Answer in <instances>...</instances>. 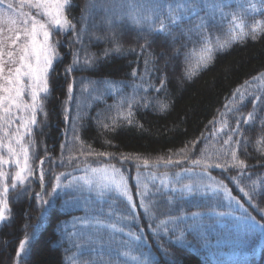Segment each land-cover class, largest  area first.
<instances>
[{
    "label": "trees",
    "instance_id": "16d2710c",
    "mask_svg": "<svg viewBox=\"0 0 264 264\" xmlns=\"http://www.w3.org/2000/svg\"><path fill=\"white\" fill-rule=\"evenodd\" d=\"M72 5L66 13L76 31L86 28L83 44L69 45L72 31L67 34L53 31L54 39L60 41L57 52L62 59L54 62L49 77L50 93L43 99V111L37 113V124L31 126L30 133L20 127L19 117L27 113L15 108L11 125L0 120V158L8 161L0 165V171L7 173L4 183L9 185V212L5 213L8 222L0 223V264H82L85 260L93 264L107 260L112 264H137L119 255L125 252L141 259L145 258L142 253H150L151 264H264V230L237 219L247 216L264 225V32L258 33L255 40L251 36L230 40V35L240 31V25H244L245 32L258 25L264 27V0H191L184 9L178 7V0H72ZM169 5L173 16L182 17L171 27L172 35L150 32V26L158 28L161 20L167 22ZM193 7L197 9L195 16L191 15ZM81 16L85 19L81 20ZM133 16L138 20L133 21ZM234 16L235 25L231 23ZM201 18L207 23L204 29L207 45L197 33L189 31ZM112 33L117 35L122 51L102 57L103 50L112 47L108 40ZM146 40L151 43L142 54L140 46ZM226 40L228 46L218 50L217 43ZM205 46L214 51L210 60L202 61L201 57L207 55ZM129 48L136 51L129 52ZM74 50L79 51L81 59L85 52L94 53L96 65L66 75L65 68L72 63ZM165 58L172 59L173 65L166 64ZM145 59L151 61L147 71ZM133 70L137 72L135 77ZM161 78H166L165 86L156 91ZM105 80L115 87L108 89ZM69 84L73 86L71 93ZM132 95L140 99V104L133 108V124L118 121L121 126L115 131L98 124V121L111 124L118 115L121 99ZM143 97L150 99L147 108L141 106ZM24 99L28 101L29 97ZM157 101L167 104L166 110L159 111ZM122 111L126 113V103ZM253 112L255 120L245 124L244 120ZM237 120L241 121L240 132L232 139L246 141L243 147L224 143ZM17 129L23 134L20 143L28 148L32 175L23 173L27 177L25 183L17 182L13 189V177L24 164L22 154L8 153L9 146L20 152ZM202 134L203 139L193 145ZM74 135L80 140L74 141ZM89 146L93 152L112 153L116 158L81 155ZM182 149H189L187 159L180 154ZM233 149L247 165L245 170L231 166ZM121 154L129 157L127 162L120 160ZM202 157L209 164L228 166L210 168L203 174L200 166L191 163ZM169 158L182 162L167 166L161 162L157 166L158 161ZM17 159L19 166L15 163ZM144 160L149 161L147 166ZM106 165L119 169L124 176L136 205L134 221L120 222V217L130 216L124 197L114 189L99 192L95 187L86 188L83 180L78 182V191L58 190L42 215L34 197V193L45 190L39 179L41 168L45 188L50 189L61 173H71L67 179L61 177V182L67 183L72 177H84L86 169ZM162 181L169 185L167 192L151 195L157 187H163ZM220 182L224 187H219ZM190 183L198 186L192 195L181 197L171 192V187ZM145 186L150 193L147 199L155 201L148 215L140 207L137 194ZM25 187L30 195L18 196ZM81 217L117 224L125 232L143 230L147 244L133 243L126 247L131 238L124 233L82 223H77L75 230L88 233L92 242L89 243L87 235L71 237L73 220ZM169 217L178 219L169 226L174 231L159 238L165 255L150 229ZM26 236L29 238L26 251L17 258L19 242ZM70 237L76 244L98 251L73 247Z\"/></svg>",
    "mask_w": 264,
    "mask_h": 264
},
{
    "label": "snow or ice",
    "instance_id": "6c2138e0",
    "mask_svg": "<svg viewBox=\"0 0 264 264\" xmlns=\"http://www.w3.org/2000/svg\"><path fill=\"white\" fill-rule=\"evenodd\" d=\"M3 0H0L2 3ZM20 5L19 10L14 9L12 0H8L7 7L9 10L12 11L11 15H8L4 12H0V120L5 121L8 125H11L15 120V115L13 113V109L21 110L27 113L26 116L19 117L20 119V127L24 128L27 132H31V126L37 124V113L42 112L44 109L43 99H46L48 94L50 93L49 87V77L50 73L54 71V62L58 59H62L60 54L57 52V47L60 44V41L54 39L52 33L53 31H61L67 34L68 31L73 32L72 39L69 41V45L74 43L83 44V36L86 28H82L80 31H76L75 25L72 23V20L69 19L68 14L66 13L67 8H71L72 0H18ZM191 3V0H178V7L180 9H184L187 4ZM27 5L29 8L37 10V16L43 15L47 17L46 21H40L37 19V16L31 15L30 12H25L24 6ZM222 11V8H221ZM191 15H197V9L195 7L191 8ZM133 21H137L138 18L133 16L131 17ZM187 18V17H184ZM85 17L81 16V20H84ZM182 19L180 16H173L172 15V6L169 5V16L167 18V22L165 20H161L159 27H151L149 28L150 32L162 33L165 35H172L171 27L175 26L179 23ZM236 17H233L231 23L233 25L236 24ZM109 27L111 28V19L107 21ZM8 25V31L11 33L10 36L5 37L3 35L4 29L2 25ZM30 25V26H29ZM207 23L205 18H201V22L193 29L189 31H194L197 33L199 38L205 42L207 45L208 36L204 34V29H206ZM240 31L236 34L230 35V40L235 42L237 40H243L247 36H251L252 39H256L258 33L264 32V27L255 26L252 27L249 31L245 32L244 25H240ZM231 32V30H230ZM38 37H42V39H38ZM96 39H103L101 37H97ZM191 39V37H189ZM22 40V42H20ZM109 42L112 44L111 48H106L102 52V57H108L112 54H120L122 51V45L119 42V39L115 33H112L108 37ZM11 42L12 45H16V53H18V57L14 54L13 51L9 50L5 53V47L7 46L8 42ZM19 42V43H18ZM151 41H145V44L140 46V52L143 54L147 51V48ZM229 41H224L223 43L218 42L216 48L218 50H224L228 46ZM127 51L135 52V48H129ZM213 48L205 46L204 52L207 55L201 57V60H210L213 54ZM5 54L9 58L8 61H5L4 56ZM164 55V53H161ZM176 55H179V50H177ZM72 63L65 68V74L71 73L74 70H88L92 68L97 63V57L94 53L85 52L83 58L81 59L79 51L72 52ZM154 59V58H153ZM151 61L149 59H145V66L147 71V65ZM9 64L6 70L5 64ZM206 66V65H205ZM132 75L135 77L137 75L136 70H133ZM143 79V78H142ZM94 83V82H91ZM108 89H112L115 87V84L111 81L105 80L103 82ZM166 83V78H161L160 80V88L156 89V91H161ZM142 86V85H141ZM137 86V87H141ZM72 84L68 85V92H72ZM240 90L238 89L237 92ZM41 94H44L42 98ZM235 95V94H234ZM28 96L29 100L25 101L24 97ZM241 98H243V94L241 93ZM71 99V96H69ZM144 100V103L141 105L145 108L150 106V99L148 97L141 98ZM257 99H260L257 97ZM127 104V111L126 113L122 111L123 104ZM140 104V99H138L135 95L125 97L121 99L120 105L117 106L118 115L112 118L111 124H105L98 121V124L108 130V131H115L117 127H120L121 124L118 121H124L127 124H133V108ZM254 104V108H255ZM158 110L163 112L167 108V104L157 101ZM227 108V106H226ZM66 110V109H65ZM221 115H224L223 113ZM255 120V113H249L248 118L244 120L245 124H248ZM240 120H237V126L231 129V134L228 137V140H225L224 143L227 144H235L239 147H243L246 145V141L235 140L233 141L232 137L234 135L239 134L240 132ZM2 126V125H0ZM75 133L76 129L73 128ZM22 133L19 129L16 130L15 136L17 144L20 146V152L17 153L15 149L11 146L8 147V153L11 156H17L19 154L23 155V167L17 171L13 177V183L11 184V188L15 189L17 186V182L23 185L27 177L23 175V173L27 172L28 176L32 175V169L28 164L29 154L28 148L25 147L23 144L20 143L22 139ZM203 139V134L201 138L197 141H193L192 144L195 145L199 143ZM74 141H79L80 138L78 135L73 136ZM110 143V142H108ZM2 147V144H0ZM62 149L64 145L61 146ZM81 147L83 148V142H81ZM187 151L189 149H182L180 150V154L187 159ZM204 150H202L203 152ZM83 156H97L103 157L108 156L110 159H115V154L112 153H98L93 152L88 147V151L81 152ZM129 157H125L123 154L120 156V160L122 162H127ZM72 162V157H69V163ZM163 163L165 166L171 164H180L182 161L177 160L173 161L171 158L167 160H162L157 162V166L160 163ZM8 161L3 160L0 158V165L6 164ZM17 166L20 165V160L17 159L15 161ZM193 165L200 166L202 169L203 174H207L210 168H222L226 169L227 164H220V163H213L209 164L207 159L202 157L201 159L193 160L191 162ZM231 166L240 169L241 171L245 170L247 165L243 160L238 159L237 153L235 149L231 151ZM43 164V160L41 161ZM143 164L147 166L149 164L148 160H144ZM110 169V171H109ZM86 171H89L86 169ZM91 173H101L102 174V187L109 190H115L119 196L124 197L127 201V204L130 207V216L128 217H120V222L124 223L125 221L135 220V209L136 205L133 203L132 195L130 194L127 186V182L124 176L120 173V170L115 168L111 165H106L102 168H91ZM185 171L191 172L192 169H185ZM71 176V173H61L56 176L55 182L52 184L50 189L45 188L44 185V171L41 168L40 171V182L42 188L45 190L42 192L34 193L35 199L38 201L39 206L41 207L42 215L44 212L47 211L45 206H51L52 198L54 194L57 193L58 190L64 189H71V190H79V181L83 180L85 185L91 186L93 181L91 178L85 177H72V179L68 180L67 183L61 182V177ZM7 179V173L0 171V223H7L8 216L5 215L6 212H9L8 208V201L7 195L9 192V185L4 183ZM230 179H235L231 178ZM163 187H157L156 192L151 193V195H156L157 193H166L169 185L162 181ZM219 187H224L222 182H220ZM198 189L194 187L193 184H186L181 186L180 188L171 187L172 193H179L181 197H187L189 195L194 194ZM217 190V189H212ZM227 192V189L224 188ZM241 192H244V189H240ZM140 197V207L144 210L145 214L148 215L151 213V207L155 204V201L148 200L147 197L149 196V190L147 186L143 190H138L137 193ZM22 195H30L28 188H22L21 191L18 193V196ZM245 196H248L247 192H244ZM45 196L48 199H45ZM169 203L172 202V198L169 197ZM111 215V213H109ZM194 216L200 215L199 213H194ZM222 215V214H221ZM176 219L178 218H167L165 220H160L155 228H151V232L153 237L157 239L158 243L157 246L160 248L161 252L167 255L166 250L163 248L161 244H159V238L161 234L167 235V233L171 230L170 225L176 223ZM238 220L245 221L249 223L253 227H258L261 230H264V225L259 224L251 217L241 216L237 218ZM77 223L82 224H91L94 227L99 228H107L112 233H124L126 236L130 237L131 239L126 242V247H130L133 243H140L142 242L144 245L147 244L146 237L143 235V230L139 233L135 232H125L124 227H119L117 224H106L100 221L98 218L95 217H81V218H74L73 220V233L71 237H82L88 236L89 243L92 242L91 236L85 232H78L75 230V226ZM70 237V242L73 244V247L85 249L88 252H96L98 249L96 248H88L86 245H79L76 244L74 240ZM29 243V238L26 236L19 242L18 250L16 252V257H22V254L26 251V245ZM103 246L99 249L102 253ZM79 255V254H78ZM119 255H123L127 257L131 261L137 262V264H151L149 259L150 253H142L145 257L141 259L137 256H131L129 253L125 252ZM82 264H93L90 260H85ZM102 264H112L111 260L102 261Z\"/></svg>",
    "mask_w": 264,
    "mask_h": 264
},
{
    "label": "rangeland",
    "instance_id": "374dc122",
    "mask_svg": "<svg viewBox=\"0 0 264 264\" xmlns=\"http://www.w3.org/2000/svg\"><path fill=\"white\" fill-rule=\"evenodd\" d=\"M12 3H13L14 9L19 10L20 5L18 3V0H12ZM7 4H8V0H3V2L0 3V12H4V13H6L8 15H11L12 14V11L8 9ZM23 10L25 12H30L31 15L37 16V10L36 9L29 8L27 5L24 6V9ZM37 19L40 20V21H46L47 20V17H45L43 15H38L37 16ZM2 27L4 29L3 35L5 37L10 36L11 33L8 31V25L7 24H4V25H2ZM89 35L91 36L92 34H89ZM38 39H42V37H38ZM20 42H22V40ZM9 50L13 51L14 54L18 57V53H16V45H12L10 41L8 42L7 46L5 47V53H7V51H9ZM173 51H175V48H173ZM4 59H5V61H8V59H9L6 54L4 56ZM165 63L166 64H169V65H173L174 62L170 58H165ZM9 66H12V65H9L7 63L5 64L6 70H7V68ZM85 176L91 178L92 181H93V183H92L91 186H88V185H85L84 184V186L86 188L95 187V188L98 189L99 192H101L102 189H105V188H103L101 186L102 185V174L101 173H95V174H93L89 170Z\"/></svg>",
    "mask_w": 264,
    "mask_h": 264
}]
</instances>
